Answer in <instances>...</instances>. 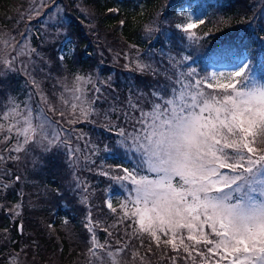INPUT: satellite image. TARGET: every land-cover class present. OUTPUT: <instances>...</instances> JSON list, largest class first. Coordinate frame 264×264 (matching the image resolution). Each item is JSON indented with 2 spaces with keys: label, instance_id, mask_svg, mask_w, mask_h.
Returning <instances> with one entry per match:
<instances>
[{
  "label": "snow or ice",
  "instance_id": "obj_1",
  "mask_svg": "<svg viewBox=\"0 0 264 264\" xmlns=\"http://www.w3.org/2000/svg\"><path fill=\"white\" fill-rule=\"evenodd\" d=\"M45 7L47 0H35L25 15L31 20L41 16ZM177 16L183 21L174 25L181 41L199 43L202 37L195 29L205 23L207 13L196 14L182 7ZM60 23L62 26L63 20ZM156 23L146 24L145 31H157ZM20 35L23 42L0 33V80L23 71L39 102L33 107L31 93L20 102L9 95L0 108V192L21 180L16 175L14 181L4 182L2 177L10 175L11 169L3 165L19 162L33 146L54 157L65 156L73 168H78L81 156L85 166L94 165L93 157L101 151L82 131L65 128L51 118L49 113H57V107L21 59L30 61L39 53L25 33ZM64 58L62 53L60 60ZM208 59L212 64L227 59L228 70L201 74L196 67L186 66L191 56L176 59L169 55L173 72L166 75L164 83L150 86L149 93L133 95L130 89L127 111L112 106L103 113L106 123L102 127L119 137L117 143L131 167L103 162L97 169L88 167L112 182L106 190L105 206L116 218L104 226L88 211L84 223L89 234L87 264H152V256L169 264H264V65L255 68L243 52L209 53ZM134 70L159 75L150 63L139 59L138 51ZM59 83L58 115L64 123L95 124L101 89L92 77L77 73L71 82L64 77ZM89 85L96 93L91 98ZM118 112L123 114L122 121ZM73 135L76 141H85L86 154L79 144H73ZM103 151L110 149L105 145ZM73 177L76 188L89 193L90 185L75 172ZM113 184L123 195L114 194L117 189ZM19 195L22 198L23 193ZM81 203H88V195H81ZM22 209V202L4 208L12 219L20 216ZM98 229L115 238L110 231L114 229L121 239L115 240V246L108 239L102 243ZM19 230L23 231L22 223ZM141 249H145L143 254ZM126 253L128 260L123 258ZM10 264H21L19 254Z\"/></svg>",
  "mask_w": 264,
  "mask_h": 264
},
{
  "label": "trees",
  "instance_id": "obj_2",
  "mask_svg": "<svg viewBox=\"0 0 264 264\" xmlns=\"http://www.w3.org/2000/svg\"><path fill=\"white\" fill-rule=\"evenodd\" d=\"M58 1L68 10L63 25L68 28V33L61 41L55 42L54 51L57 56L52 55L55 61L49 68L46 67V57L42 54L41 65L33 71V77L57 107V113H49L52 118L58 117L56 120L60 121L63 127H74L82 131L90 143L98 144L100 148L107 145L110 151L103 159L98 155L94 156V165L85 166L81 156L78 168L70 167L65 156L54 157L52 153H45L42 149L34 153L35 155L28 151L27 154H22L19 162L11 161L4 165L5 169H11L10 175L2 177L4 182L14 181L16 175L21 176V180L13 183L6 192H0V205L8 208L22 202L23 209L20 216L12 219L4 208H0V264H4L3 261L10 264L11 258L16 254H19L21 264H87L89 234L84 223L88 211L91 210L97 219L116 218L105 206L106 190L112 182L107 177L100 176L98 171H89L88 167L97 169L101 162L105 165L123 164L125 167H131L125 158L124 149L117 143L119 137L102 127L106 123L103 113L112 106L127 111L130 89L133 95L137 92L149 93L150 86L164 83L166 75L170 76L173 72L169 55L191 56L192 60L187 61L186 66L196 67L201 74L209 72L207 67L211 63L208 59L209 53L243 52L252 60L255 68L259 69L264 65V26L258 25L257 22L244 23L252 12L247 6V0ZM27 4V0H0V33L11 34L14 31L16 37H19L20 33L27 34L28 20L25 15ZM185 5L207 13L205 23L195 29L202 35L207 33L205 39H213L218 30L223 34H229L230 23L237 22L241 28L239 32L231 33V39L224 42V46L208 45L200 48L192 46L186 39L182 42L181 34L174 25L183 22L182 18L177 16L176 10ZM163 7L165 12H158ZM109 9L118 11L110 12ZM88 12H92L89 17L93 21L86 15ZM122 20L123 25L120 24ZM154 20L157 22L155 26L158 30L147 33L145 25L151 24ZM240 21L244 22L238 23ZM93 22L95 30L89 28ZM38 29H34L32 33L31 43L34 48H38L42 42L39 40ZM66 38L72 42L73 54L66 55L67 57L61 61L60 49ZM128 45L142 49L145 56L146 52H151L153 56L157 53L159 75L135 72L134 59L128 53L131 46ZM162 58L167 64H162ZM216 64L228 66V60L223 59ZM95 70L101 76L98 82L93 83L101 89V99L95 105L100 115L93 117L95 124L83 121L69 126L58 115L61 110L58 94L62 91L58 78L64 74L74 75ZM130 71L135 72L133 76L128 75ZM4 81H0V108L8 102L10 93L24 101L28 91H31L28 79L21 74H14L8 83ZM89 87L91 98L96 93L92 85ZM38 98V94L33 91L32 99ZM116 115L121 116V121L123 120L122 112ZM112 118L115 120L116 116ZM72 141L74 145L79 144L83 153L89 151L84 147V140L76 141L73 135ZM73 172L90 185L89 193H82L76 188L77 182ZM112 187L117 189L115 195H123L118 185L113 184ZM21 192L22 198L19 195ZM82 194L88 195L87 204L81 203ZM113 204L116 206L115 201ZM65 219L68 221L67 224L64 223ZM21 223L22 232L19 230ZM49 225L52 226L51 229ZM114 234L115 238H111V242L115 245V240L121 239V234L116 231ZM144 251L145 249H141V254ZM153 251H156L155 248ZM123 258L130 259L127 253ZM155 258L158 259L157 256H152L151 261Z\"/></svg>",
  "mask_w": 264,
  "mask_h": 264
},
{
  "label": "rangeland",
  "instance_id": "obj_3",
  "mask_svg": "<svg viewBox=\"0 0 264 264\" xmlns=\"http://www.w3.org/2000/svg\"><path fill=\"white\" fill-rule=\"evenodd\" d=\"M27 1H28V4L25 6V12L27 10H29L30 8H32L34 3H35V0H27ZM247 6H248V8H251L252 12H250L249 18L247 20H244V21H247V22H244V21L243 22L244 23H251V24H256V22H257L258 25L264 26V0H247ZM192 7L193 6H190V7L186 6V7H184V9H187L188 11H192V12H194L196 14H200L201 13L200 10L194 9ZM57 8H59V10H60L59 12H57ZM49 9H51V11H49ZM67 11L68 10H66L65 7L58 0H47V7L42 9V13L43 14L41 16H34L33 19L29 20L27 18V15H26V18L28 20V23L26 25V30H27V34L26 35L29 37L30 46L32 48H34L32 46V43H31V41H32V33H33L34 29H38L39 28L38 29V31L40 32L39 40L42 41V42L39 43V47L38 48L35 47L37 53L41 52L39 54V56H36V57L31 56L30 61H29V58H27V57H22L21 58L24 61V63L27 64V71L30 72L32 76H33V71L35 69H37V67H39V65H41L42 54L45 55V57H46L45 58V65H46L47 68H49L51 66V63L55 61L53 59V57H52V55H54L55 57L57 56V53L54 51V44H55V42L61 41L63 39V37L66 35V33H68V28L66 26H63L64 22H65V19H66L65 18V14H66ZM158 12H165L164 7L162 9L158 10ZM86 15L88 16V18L90 20L93 21V19L91 17H89L90 15H92V12H88ZM61 20H63V25L62 26H61V23H60ZM241 22L242 21H240L238 23H241ZM94 24H95V22H93V23H91L89 25V28L91 30H95ZM240 28H241V26H240V24H237V22L234 23V24L230 23L229 30L231 32L229 34H223V33H221L218 30V33L215 34L213 39H205L208 35H206V36L204 34L202 35L199 31L195 30L197 32V34L202 37V39L199 41V43H195V42H191V41L190 42H191L192 46H198L200 48L203 47V46H208V45H210L211 47L221 46V45L224 46L223 43L227 42L228 40L231 39V33L234 34L233 31L239 32ZM163 31H164V28H163ZM11 35L15 36V38L17 40H20L22 38L20 41L23 42V37H21V35H19V37H16V33L14 31L11 33ZM69 40H70L69 38H66L63 41L62 48L60 49V56H61L62 53L65 54V57H67L66 55H72L73 54L72 42L70 44H68ZM128 46H132V45H128ZM69 48L72 49V51L70 53H69ZM137 51L139 52V59H141L142 61H144L146 63H150L153 66V68H155L158 71L159 61H158L157 53L155 54L156 56H153L151 52L150 53L146 52V56H145V52L142 49H139V48H136V47H134V48L131 47V51L128 52V53H130V56L134 60H135V58L137 56ZM181 57L182 56L175 55L176 59H180ZM162 61H163L162 64H164V63L167 64L166 60H164L163 58H162ZM209 67H210V68H208L209 72H211V71H226V70H228V67L225 66L224 64H212V63H210ZM130 72L131 73H128V75L133 76L134 73L137 72V71H135L134 73L132 71H130ZM138 73L139 74H144V73H140V72H138ZM14 74H21L22 76H24V77H26L28 79V76H26L23 71H17L15 73L9 74L8 78L4 82L8 83L12 79ZM78 74L90 75L92 77V79H93V83L98 82V80H100V78H101L100 73L97 70L90 71V72H85V73H78ZM64 77H67L68 81L71 82L73 74L72 75L64 74L62 77L58 78L59 81L62 80ZM151 80H152V78L149 79V81H151ZM0 81H2V80H0ZM28 84H29V86L31 88V91H28L27 95L25 96V100H27L29 94L30 93L32 94V92H33L32 91L33 90L32 89V85L30 83H28ZM89 89H90V87H89ZM9 95H11V93ZM16 100H17V102L21 101V100H19L17 98H16ZM38 102H39V98L38 99H32L30 101V103L33 104V107H35V104L38 103ZM52 119L56 120V119H58V117H54ZM2 147H3V145H0V148H2ZM100 149H101V151L99 152L98 156L103 159L104 156L107 155V152L103 151V148H100ZM40 150H41V148L36 147V146H33L32 148L29 149V151L31 152V155H35L34 153H36V152H38ZM101 155H103V156H101ZM9 162H11V161H7L6 164H8ZM6 164H4V165H6ZM4 165H3V167H5ZM92 217H93L94 220L101 221L104 226L111 225L115 221V218L114 219H106V218L105 219H97L93 214H92ZM110 231H113L115 233L116 230L110 229ZM96 234H97V238L102 243L105 241V239H108L109 242L112 243L111 242V237H108L107 234L102 229H98ZM169 255H172V253H170ZM3 262H5L4 264L8 263L7 261H3ZM159 262H162V264H169L168 262H166V260L160 261L157 258L153 259L152 264H159ZM180 262L182 264H184L183 261H179L178 263H180ZM137 264H138V262H137Z\"/></svg>",
  "mask_w": 264,
  "mask_h": 264
}]
</instances>
